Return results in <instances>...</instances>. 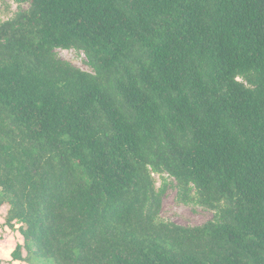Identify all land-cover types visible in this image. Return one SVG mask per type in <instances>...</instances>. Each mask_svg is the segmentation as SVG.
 <instances>
[{
	"label": "trees",
	"instance_id": "trees-1",
	"mask_svg": "<svg viewBox=\"0 0 264 264\" xmlns=\"http://www.w3.org/2000/svg\"><path fill=\"white\" fill-rule=\"evenodd\" d=\"M14 1L28 7L0 22L11 260L264 264V0ZM150 169L219 220L156 222Z\"/></svg>",
	"mask_w": 264,
	"mask_h": 264
},
{
	"label": "rangeland",
	"instance_id": "rangeland-1",
	"mask_svg": "<svg viewBox=\"0 0 264 264\" xmlns=\"http://www.w3.org/2000/svg\"><path fill=\"white\" fill-rule=\"evenodd\" d=\"M28 7L27 3H19L14 0H0V22L14 17L16 13ZM54 54L83 71L95 74L89 65L88 59L82 50L56 48ZM153 187L156 193L160 194V209L156 215V222H173L185 226L200 225L207 221H218L219 212L217 209L203 206L199 203L195 189L192 186L183 188L175 178L164 171L150 169ZM7 206L0 207V214L3 216ZM0 218V249L9 242L11 249L14 247L20 235L2 227Z\"/></svg>",
	"mask_w": 264,
	"mask_h": 264
},
{
	"label": "crops",
	"instance_id": "crops-1",
	"mask_svg": "<svg viewBox=\"0 0 264 264\" xmlns=\"http://www.w3.org/2000/svg\"><path fill=\"white\" fill-rule=\"evenodd\" d=\"M5 247L0 249V264H25L24 262H18L11 260V246L9 242L5 243Z\"/></svg>",
	"mask_w": 264,
	"mask_h": 264
}]
</instances>
